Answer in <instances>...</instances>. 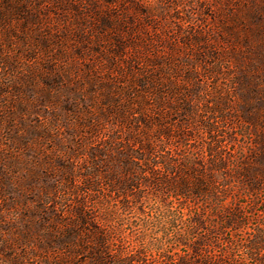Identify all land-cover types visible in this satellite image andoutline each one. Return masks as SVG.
I'll use <instances>...</instances> for the list:
<instances>
[{"label":"rangeland","instance_id":"rangeland-1","mask_svg":"<svg viewBox=\"0 0 264 264\" xmlns=\"http://www.w3.org/2000/svg\"><path fill=\"white\" fill-rule=\"evenodd\" d=\"M211 158L264 186V0H0V264H202L150 173ZM248 204L187 242L264 264Z\"/></svg>","mask_w":264,"mask_h":264},{"label":"trees","instance_id":"trees-1","mask_svg":"<svg viewBox=\"0 0 264 264\" xmlns=\"http://www.w3.org/2000/svg\"><path fill=\"white\" fill-rule=\"evenodd\" d=\"M180 164L189 172H184L186 170L181 168L177 173L174 170L176 165H166L164 166L166 174L157 176L154 171L150 173L151 183L165 192L170 201H176L180 210L185 206L188 216L183 218L182 211L171 210L166 200L162 201L161 216L169 226L182 225L183 229L175 240L185 248L184 252L202 254L204 257L202 264H211L209 262L211 251L206 250L199 242L190 245L187 239L194 234L196 228L203 229L208 234L206 238L210 243L218 234V230L239 228L242 223L244 224L242 222L244 208L249 206L248 203L254 204V196L258 193L263 192L264 195V186L257 176L249 173L248 167L239 165L235 158H231L228 166L224 161H215L211 158L210 171L206 174L197 172L195 162L189 161L187 164L181 162L178 165ZM216 172H220L222 176L217 177ZM213 218L219 222H212ZM234 225L236 227H233ZM252 234L259 239L261 232L253 230ZM245 248L250 254L258 249L255 242L246 245ZM179 251H176L178 261L175 264H189ZM97 260L100 261L99 258Z\"/></svg>","mask_w":264,"mask_h":264}]
</instances>
